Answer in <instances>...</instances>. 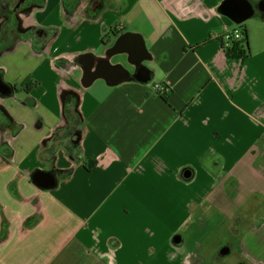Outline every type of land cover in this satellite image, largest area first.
Returning a JSON list of instances; mask_svg holds the SVG:
<instances>
[{
  "label": "crops",
  "instance_id": "crops-1",
  "mask_svg": "<svg viewBox=\"0 0 264 264\" xmlns=\"http://www.w3.org/2000/svg\"><path fill=\"white\" fill-rule=\"evenodd\" d=\"M226 1L28 0L16 12L0 40V264H264V16L241 24L250 56L228 59L222 35L240 25ZM51 29L37 51L33 32ZM140 67L149 83L131 79ZM67 93L83 160L61 148L51 167L39 154L66 126ZM37 171L57 185L39 188Z\"/></svg>",
  "mask_w": 264,
  "mask_h": 264
},
{
  "label": "trees",
  "instance_id": "trees-1",
  "mask_svg": "<svg viewBox=\"0 0 264 264\" xmlns=\"http://www.w3.org/2000/svg\"><path fill=\"white\" fill-rule=\"evenodd\" d=\"M28 0H0V19L3 20L0 40L7 42L11 36L12 25L16 22V12L28 6ZM94 1L90 6L91 17H96L99 11L98 6L94 7ZM239 31L243 32L244 39L242 41H232L230 46L225 50L228 59H245L250 56V39L248 30L244 25H240ZM57 35V30H35L33 37L35 41V49L40 51L45 45ZM131 79L139 83H149L152 74L144 67L138 68L137 72L131 76ZM27 91L30 85L27 84ZM173 91L171 92V94ZM170 96V95H169ZM169 96L163 97L167 99ZM64 116L66 126L57 130L49 142L48 147L43 149L39 157L41 161L53 166L58 151L62 148L76 161H82L83 156L77 143L80 138V131L83 125V118L79 112V98L73 93H67L64 98ZM96 166V162L91 165L86 164L88 170H92Z\"/></svg>",
  "mask_w": 264,
  "mask_h": 264
},
{
  "label": "water",
  "instance_id": "water-1",
  "mask_svg": "<svg viewBox=\"0 0 264 264\" xmlns=\"http://www.w3.org/2000/svg\"><path fill=\"white\" fill-rule=\"evenodd\" d=\"M264 4V0H262ZM221 12L238 25L250 20L257 13L264 16V5L259 9L250 0H227ZM34 183L43 190L53 189L57 185L56 177L48 172L37 171L33 175Z\"/></svg>",
  "mask_w": 264,
  "mask_h": 264
},
{
  "label": "built area",
  "instance_id": "built-area-1",
  "mask_svg": "<svg viewBox=\"0 0 264 264\" xmlns=\"http://www.w3.org/2000/svg\"><path fill=\"white\" fill-rule=\"evenodd\" d=\"M222 39L224 40L223 48L226 49L230 46L232 41H242L244 39L243 32L236 30V31H229L226 30V32L222 35ZM153 92L160 96L165 97L171 95L172 89L167 84H157L153 87Z\"/></svg>",
  "mask_w": 264,
  "mask_h": 264
},
{
  "label": "rangeland",
  "instance_id": "rangeland-1",
  "mask_svg": "<svg viewBox=\"0 0 264 264\" xmlns=\"http://www.w3.org/2000/svg\"><path fill=\"white\" fill-rule=\"evenodd\" d=\"M260 15H261L260 13H257L256 16H255V20H257L256 18H261ZM263 34H264V32H263ZM255 37H256V39H258L257 43H255V49H256V45H258V47H260V48L263 47V43H261V41L263 40L262 39V30L261 29H259V28L255 29Z\"/></svg>",
  "mask_w": 264,
  "mask_h": 264
},
{
  "label": "flooded vegetation",
  "instance_id": "flooded-vegetation-1",
  "mask_svg": "<svg viewBox=\"0 0 264 264\" xmlns=\"http://www.w3.org/2000/svg\"><path fill=\"white\" fill-rule=\"evenodd\" d=\"M256 7H259V9L264 5L262 3V0H258L255 2ZM7 91V87L0 81V91Z\"/></svg>",
  "mask_w": 264,
  "mask_h": 264
},
{
  "label": "clouds",
  "instance_id": "clouds-1",
  "mask_svg": "<svg viewBox=\"0 0 264 264\" xmlns=\"http://www.w3.org/2000/svg\"><path fill=\"white\" fill-rule=\"evenodd\" d=\"M110 264H111V262H110Z\"/></svg>",
  "mask_w": 264,
  "mask_h": 264
}]
</instances>
